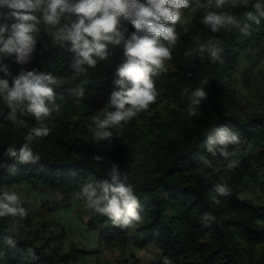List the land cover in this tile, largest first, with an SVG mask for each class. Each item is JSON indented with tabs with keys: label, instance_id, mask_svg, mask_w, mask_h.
<instances>
[{
	"label": "trees",
	"instance_id": "obj_1",
	"mask_svg": "<svg viewBox=\"0 0 264 264\" xmlns=\"http://www.w3.org/2000/svg\"><path fill=\"white\" fill-rule=\"evenodd\" d=\"M203 2L190 0L189 8L182 9V19L175 25L178 40L172 48V58L164 62L166 71L153 77L158 93L156 102L123 123L118 135L113 130L111 142L94 143L89 126L94 116L102 115L98 100L116 88L113 75L126 60L123 45H108V58H97L95 68L85 66L87 75L73 80L70 64L74 54L69 51L70 45L57 44L53 39L57 28L42 21L35 34L37 42L31 61L23 68L14 56L5 57L2 62L13 76L22 69L54 75L60 82L55 101L59 111L41 121L27 117L26 127H17L3 118L9 110L0 99V162L7 147L18 148L26 142L31 129L50 130L47 137H36L31 142L40 162L7 161L9 165L15 164L17 171L0 168V188L15 191L14 184L25 182L69 201L81 192L83 185L107 179L106 173L115 163L121 171L129 172L128 183L139 199L138 211L143 220L135 228L121 229L106 216L89 209L91 222L106 246H154L157 254L153 264H163L164 258L171 264H264V202L239 196L242 187L264 189V110L241 116L230 108L238 64L251 48L264 42V20L255 25L245 18L247 12L254 11L252 6L258 0H248L247 6L235 8L226 5L217 11L235 16L241 25L251 24L250 35H243L236 27L213 33L202 23L206 14L200 6ZM64 23L62 20L61 26ZM121 24L128 33L134 31L129 21L122 19ZM209 40L221 47L222 62H213L207 53L197 54L199 45ZM188 52L192 55H185ZM77 84L85 88L81 99L69 92ZM197 87L205 89L207 98L197 109V115L190 117L188 96L183 90ZM163 101L168 104L167 114L159 108ZM222 125L240 134L242 144L228 148L230 152L236 151L231 159L239 163L231 170H202L200 157L212 159L205 147L207 135ZM97 155L102 161L93 159ZM217 159L224 165L228 163ZM219 183H224L230 194L219 196L221 202L217 205L212 197L217 195L215 185ZM22 206L28 218L34 206L30 200H22ZM205 212L212 213L215 221L205 225ZM27 218H0V264H72L73 254L84 252L73 247L61 253L50 246L48 239L37 244L35 237L25 234L19 225ZM10 234L14 246L5 242ZM128 264L141 263L134 258Z\"/></svg>",
	"mask_w": 264,
	"mask_h": 264
},
{
	"label": "clouds",
	"instance_id": "obj_2",
	"mask_svg": "<svg viewBox=\"0 0 264 264\" xmlns=\"http://www.w3.org/2000/svg\"><path fill=\"white\" fill-rule=\"evenodd\" d=\"M248 0H204L200 5L206 10L203 25L211 32H219L225 27H236L243 35H250L251 24L241 22L227 12H219L226 5L231 7L247 6ZM190 6V0H0V99L7 105L8 112L3 118L14 126L26 127V118L34 117L36 121L50 117L53 111H59L55 103L60 86L59 80L50 73L35 69L21 70L12 75L3 58L15 57L20 65L31 61L36 46V33L43 21L45 25L56 27L54 41L64 46L70 45L69 51L74 54L70 67L74 73L72 79L87 75L85 66L95 68L97 58H108V45H123L125 62L116 69L114 85L107 106L101 110L102 115L92 118L89 132L94 143L111 142L113 130L119 134L120 127L137 113L146 111L150 104L156 102L157 91L154 76L166 71L165 61L171 60L172 48L178 40L175 25L182 19V9ZM254 11L245 14L247 21L260 25L264 20V3L253 6ZM41 13L37 16L36 13ZM131 23L134 31L127 32L121 20ZM65 20L61 26V21ZM8 21H12L9 23ZM205 53L213 62H222V49L217 42L209 40L199 45L197 54ZM192 55V52L185 53ZM70 94L81 99L85 88L77 84L69 90ZM188 96L187 113L190 117L197 115V109L207 98L204 88H185ZM111 109V110H110ZM207 135L205 147L212 159L200 157L203 168L218 171L222 167L231 170L237 167L238 161L231 159L236 151H229V146H238L242 140L238 131L227 125L214 128ZM47 127H36L25 137V143L18 148L9 146L3 152L0 168H8L12 173L17 171L16 165L7 161L14 160L19 164H38L39 154L33 151L31 142L36 137H47ZM227 160L224 165L221 159ZM97 162L101 156H94ZM107 179L98 183H87L78 194L84 199L86 206L96 213L106 216L113 226L121 229L135 228L142 223L143 217L138 211L139 199L133 187L128 183L129 172L121 171L119 165L113 163L106 173ZM217 195L212 197L219 205V196H227L230 189L224 184L215 185ZM11 216L21 220L27 218L28 212L22 206L21 195L7 188H0V218ZM216 217L205 212L202 220L205 225L215 221ZM15 227V226H14ZM5 242L14 246L15 241L10 234ZM163 264H171L164 258Z\"/></svg>",
	"mask_w": 264,
	"mask_h": 264
},
{
	"label": "rangeland",
	"instance_id": "obj_3",
	"mask_svg": "<svg viewBox=\"0 0 264 264\" xmlns=\"http://www.w3.org/2000/svg\"><path fill=\"white\" fill-rule=\"evenodd\" d=\"M109 99L110 95L98 100L101 110ZM159 108L163 113H168L165 101L160 103ZM230 108L241 116L264 110V42L251 48L239 62ZM12 187L22 200H30L34 206L33 213L19 223L24 233L33 235L37 244L50 240V246L61 253L73 247L84 249V252L73 254L72 264H128L134 258H138L141 264H153L156 260L157 249L154 246L142 249L132 243L106 246L99 239L91 222L89 208L79 195L64 201L58 193H50L25 182ZM239 196L261 203L264 202V189L242 187Z\"/></svg>",
	"mask_w": 264,
	"mask_h": 264
}]
</instances>
